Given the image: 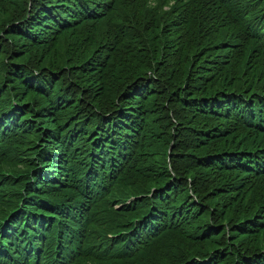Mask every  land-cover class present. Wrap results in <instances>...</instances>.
Masks as SVG:
<instances>
[{
    "label": "trees",
    "instance_id": "trees-1",
    "mask_svg": "<svg viewBox=\"0 0 264 264\" xmlns=\"http://www.w3.org/2000/svg\"><path fill=\"white\" fill-rule=\"evenodd\" d=\"M3 189L0 264H264V0H0Z\"/></svg>",
    "mask_w": 264,
    "mask_h": 264
},
{
    "label": "rangeland",
    "instance_id": "rangeland-1",
    "mask_svg": "<svg viewBox=\"0 0 264 264\" xmlns=\"http://www.w3.org/2000/svg\"><path fill=\"white\" fill-rule=\"evenodd\" d=\"M21 170H22L21 166H17V167H16V171H21ZM6 172L10 173L11 170H6ZM6 191H7L6 189H3V190L0 192V195L3 194V193H5Z\"/></svg>",
    "mask_w": 264,
    "mask_h": 264
}]
</instances>
